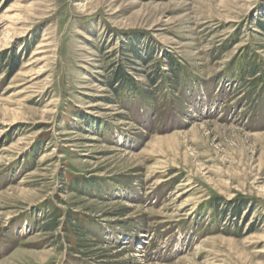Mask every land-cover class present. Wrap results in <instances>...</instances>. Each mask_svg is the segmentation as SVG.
Returning <instances> with one entry per match:
<instances>
[{
    "label": "rangeland",
    "instance_id": "rangeland-1",
    "mask_svg": "<svg viewBox=\"0 0 264 264\" xmlns=\"http://www.w3.org/2000/svg\"><path fill=\"white\" fill-rule=\"evenodd\" d=\"M0 264H264V0H0Z\"/></svg>",
    "mask_w": 264,
    "mask_h": 264
},
{
    "label": "trees",
    "instance_id": "trees-1",
    "mask_svg": "<svg viewBox=\"0 0 264 264\" xmlns=\"http://www.w3.org/2000/svg\"><path fill=\"white\" fill-rule=\"evenodd\" d=\"M258 25L261 28L263 27L261 24H258ZM132 51L134 52V49H132ZM167 57L170 59L169 67H170L171 71L173 72V74L175 75L177 73V71L175 69V63H174L175 61L170 56L167 55ZM161 71H162L161 69H158L157 72L159 74L156 72V75L154 77H151V76L149 77L150 83L153 84L155 82V78L161 74ZM121 76H122V74H120V69H117L115 71V73H114L113 78L111 79V81L109 83V85L114 89V91H117V88L115 87V84L118 85V83L120 81H122ZM234 207L235 208H232V213L234 214V216H239L240 215V209H239V207L238 206H234Z\"/></svg>",
    "mask_w": 264,
    "mask_h": 264
}]
</instances>
